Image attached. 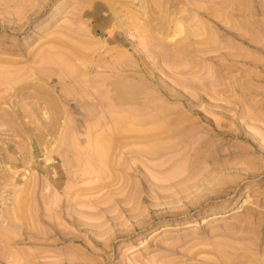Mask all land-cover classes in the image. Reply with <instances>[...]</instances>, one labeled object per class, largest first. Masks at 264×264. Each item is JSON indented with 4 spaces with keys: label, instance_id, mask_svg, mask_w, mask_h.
Masks as SVG:
<instances>
[{
    "label": "rangeland",
    "instance_id": "obj_1",
    "mask_svg": "<svg viewBox=\"0 0 264 264\" xmlns=\"http://www.w3.org/2000/svg\"><path fill=\"white\" fill-rule=\"evenodd\" d=\"M221 251L264 263V0H0V264Z\"/></svg>",
    "mask_w": 264,
    "mask_h": 264
},
{
    "label": "bare ground",
    "instance_id": "obj_2",
    "mask_svg": "<svg viewBox=\"0 0 264 264\" xmlns=\"http://www.w3.org/2000/svg\"><path fill=\"white\" fill-rule=\"evenodd\" d=\"M87 12V11H86ZM91 13V12H90ZM142 24V23H141ZM145 27V28H144ZM141 26L140 27V29L139 28H137L138 29V31H142V33L143 34H145V33H147V31H148V29H146V26ZM147 30V31H146ZM149 32V31H148ZM148 37V36H147ZM59 44H60V42H59ZM56 48V47H55ZM58 49V48H57ZM65 51V50H64ZM180 52V51H179ZM54 53V52H53ZM52 53V51L50 50V51H46V50H44V52L43 53H41L39 56H38V63L39 64H48V66H50V65H52L53 66V64H62V58L60 57V58H58V56H56L55 57V55ZM57 53V52H56ZM55 53V54H56ZM59 54H62L61 52L59 53ZM180 55V54H179ZM60 56V55H59ZM76 56V55H75ZM37 58V57H36ZM77 58V57H76ZM79 58V57H78ZM181 58V57H180ZM68 60V59H67ZM87 62V61H86ZM78 63H79V60H78ZM50 64V65H49ZM84 64V63H83ZM83 64H81V66L83 65ZM39 66H41V65H39ZM65 66V65H64ZM72 66V65H71ZM75 66V64L72 66V67H74ZM84 66H85V64H84ZM130 66V65H129ZM89 67V66H88ZM99 67V66H98ZM60 68V67H59ZM64 68V67H63ZM62 68V69H63ZM107 68V67H106ZM77 69V68H76ZM70 70V69H69ZM83 70V69H82ZM100 70V69H99ZM124 70V69H123ZM73 71V70H72ZM76 71V70H75ZM64 72V71H63ZM65 73V75H66V72H64ZM64 73H62V74H64ZM116 73V72H115ZM123 74V73H122ZM69 75V74H68ZM71 75V74H70ZM76 75V74H75ZM120 75V74H119ZM78 76V75H77ZM83 76H85V75H83ZM66 77V76H65ZM122 78V77H121ZM120 79V78H119ZM81 80V79H80ZM81 81H83V79L81 80ZM129 81V80H128ZM85 82V81H84ZM130 82V84L129 85H131V86H129L128 84H127V86H124V85H120V83H119V85L120 86H118V91H117V96H118V98L121 100V101H124V100H127V99H130V100H132L131 98H132V96H133V93H134V87H133V83H131V81H129ZM128 83V82H127ZM84 84H86V83H84ZM88 84V83H87ZM90 84V83H89ZM118 84V83H117ZM122 84V83H121ZM126 85V84H125ZM135 86V85H134ZM114 87H116V86H114ZM89 88V87H88ZM117 88V87H116ZM99 89V88H98ZM95 90V89H94ZM100 90V89H99ZM87 91V90H86ZM96 91V90H95ZM49 92V91H48ZM67 93H68V91H66ZM93 92V91H92ZM99 92V91H98ZM96 93H97V91H96ZM106 94V93H105ZM50 95V94H49ZM108 95V94H107ZM65 96V95H64ZM67 97H68V95H66ZM116 96V97H117ZM95 98V97H94ZM104 98V97H103ZM66 99V98H65ZM98 101H100L101 99L98 97ZM88 101V100H87ZM103 103V102H102ZM107 103V102H106ZM115 103V102H114ZM99 105V104H98ZM111 105V104H110ZM110 105L108 106V104H107V106L108 107H110ZM118 105V104H117ZM107 106H105V108L107 107ZM111 108V107H110ZM116 108V107H115ZM103 109H104V107H103ZM109 109V108H108ZM89 110V109H88ZM87 110V111H88ZM100 110V109H99ZM91 111V110H90ZM89 111V112H90ZM105 111V110H104ZM109 111V110H108ZM110 111H112V110H110ZM102 112V111H101ZM119 112H121V111H119ZM118 112V113H119ZM97 113V112H96ZM104 113V112H103ZM106 113H107V111H106ZM110 113V112H109ZM114 113V112H113ZM117 113V112H116ZM124 113V112H123ZM128 114H130V113H128ZM114 115V114H113ZM122 115V114H121ZM133 114L131 113V116H129V115H126V116H124V118L123 119H121V121H119L118 122V124L116 125V129H115V131H114V133L113 134H115V132H118V131H122L123 129H126V130H128V133L129 132H135V133H138V134H144V133H147V134H150L149 136L147 135V137H152V139H153V144H152V146L151 147H148L147 149H146V151L148 152V153H150L149 154V156L148 157H150L151 156V154L153 155V154H155V153H158L159 152V149L161 148V146L159 145L160 143H159V137H161V138H163L161 135L163 134L164 135V137H167V136H165V134L166 133H168V132H166V131H168L167 129V127H165V126H163V124L162 125H159V124H157V123H155V125L152 127V128H150L149 127V129H146V128H144V127H142V125H141V123L139 122H137V123H135V122H133L132 120H134V119H132L134 116H135V114H134V116H132ZM93 116H95V115H93ZM104 116V115H103ZM115 116V115H114ZM36 121H37V119H35ZM137 120V119H136ZM165 121V120H164ZM57 123H59V122H57ZM117 123V122H116ZM33 124H34V122H33ZM26 125V124H25ZM32 125V124H31ZM40 125V124H39ZM23 127V126H22ZM55 127V126H54ZM103 127V126H102ZM103 130V129H102ZM89 131V130H88ZM108 133L110 132V131H107ZM219 132V131H218ZM90 133V132H89ZM118 133H120V132H118ZM122 133H124V132H121L120 133V135H124V134H122ZM127 133V132H126ZM127 133V134H128ZM30 135V134H29ZM90 135V134H89ZM112 135V134H111ZM119 134H117V136H118ZM135 135V134H134ZM146 135V134H145ZM169 135V134H168ZM117 136H115V137H117ZM112 137V136H111ZM119 137V136H118ZM121 138V137H120ZM122 138H124V137H122ZM121 138V139H122ZM157 138H159V139H157ZM109 139V136L108 135H105V134H101L100 136H98L96 139H95V143H96V145H95V147H96V151H98L99 153H101L102 154V156L103 155H107L108 153H107V151H108V148H110L111 147V144L112 143H110V140H108ZM137 139V138H136ZM158 140V142L157 141H155V140ZM39 140V139H38ZM68 140V139H67ZM114 141L116 140V139H113ZM151 140V139H150ZM155 141V142H154ZM31 142V141H30ZM90 142V141H89ZM111 142H113V141H111ZM116 142H117V140H116ZM135 142H137V141H135ZM134 142V143H135ZM141 142V141H140ZM114 143V142H113ZM147 140H146V145H147ZM44 144V143H43ZM69 144V143H68ZM170 144V143H169ZM113 145V144H112ZM125 145V144H124ZM163 145H166V144H163ZM168 145V144H167ZM159 146V147H158ZM30 147V146H29ZM67 147V146H66ZM126 147V146H125ZM144 147V146H143ZM146 147V146H145ZM113 148H114V146H113ZM123 148V147H122ZM168 149V148H167ZM87 150V149H86ZM168 151H170V150H168ZM163 152V151H162ZM172 152V150L169 152V153H171ZM80 153V152H79ZM91 154V153H90ZM116 154V153H115ZM83 155V154H82ZM163 155V154H162ZM154 156H156V155H154ZM158 156V155H157ZM80 157V156H79ZM100 157V156H99ZM105 157V156H104ZM152 157V156H151ZM164 157V156H163ZM67 158V157H66ZM116 159V158H115ZM114 159V160H115ZM84 160H86V158L84 159ZM154 160V159H153ZM159 160V159H158ZM88 161V160H87ZM102 161H104V160H102ZM75 163V162H74ZM89 163V162H88ZM97 163H98V161H97ZM106 163V162H105ZM166 163V162H165ZM77 164V163H76ZM84 164V163H83ZM100 164V163H99ZM106 165V164H105ZM77 166V165H76ZM88 166H89V164H88ZM97 167V166H96ZM84 168H85V166H84ZM98 168H100V167H98ZM72 169H73V167H72ZM89 169H90V167H89ZM92 169H93V167H92ZM102 169V168H101ZM104 169H105V166H104ZM86 170V169H85ZM91 170V169H90ZM94 173H95V170H94ZM98 173V172H97ZM97 173H95V175H97ZM90 175H91V172H90ZM98 176V175H97ZM97 178V177H96ZM96 178H94V179H96ZM228 183V182H227ZM82 190H84V189H82ZM86 191V190H85ZM91 191H92V189H91ZM236 191V190H235ZM223 192V191H222ZM84 193V192H83ZM234 193V192H233ZM82 194V193H81ZM80 202H82V201H80ZM83 203H86V202H83ZM194 226V224H193V222H189L188 223V225L186 226V228H191V227H193ZM42 231V230H41ZM252 243V242H251ZM225 247V246H224ZM244 249V248H243ZM250 249V248H249ZM251 249H252V247H251ZM239 250V249H238ZM214 251V250H213ZM212 251V252H213ZM217 251V250H216ZM250 251V250H249ZM208 259V258H207ZM242 259V260H241ZM241 259H239V258H233V257H229L225 252H223V251H221V258H220V261L222 262V263H224V264H229V263H232V262H237L238 264H253V263H250L249 261L247 262V261H244L243 259H244V257L243 258H241ZM238 260V261H237ZM248 260H250L249 258H248ZM220 262V263H221ZM252 262V261H251ZM199 263V262H198ZM200 263H202V262H200ZM203 264V263H202ZM262 264V263H261ZM264 264V263H263Z\"/></svg>",
    "mask_w": 264,
    "mask_h": 264
}]
</instances>
